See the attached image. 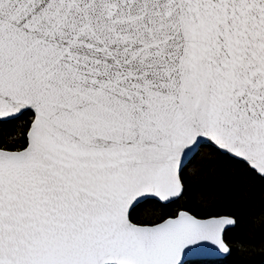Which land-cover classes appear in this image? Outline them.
Wrapping results in <instances>:
<instances>
[{
  "label": "snow or ice",
  "instance_id": "1",
  "mask_svg": "<svg viewBox=\"0 0 264 264\" xmlns=\"http://www.w3.org/2000/svg\"><path fill=\"white\" fill-rule=\"evenodd\" d=\"M256 195L264 0H0V264H256Z\"/></svg>",
  "mask_w": 264,
  "mask_h": 264
},
{
  "label": "trees",
  "instance_id": "2",
  "mask_svg": "<svg viewBox=\"0 0 264 264\" xmlns=\"http://www.w3.org/2000/svg\"><path fill=\"white\" fill-rule=\"evenodd\" d=\"M223 183L227 184V180ZM198 188H202L203 186H197ZM196 189H194L195 191ZM257 193L259 189L256 190ZM260 208H264V197L256 195L253 199L247 203H241L240 206L234 209L237 213H243L245 216L249 215L253 211L259 210ZM231 238L233 240H245L250 243L259 244L260 240L262 239L261 234L258 232L251 231L246 225L242 226L241 229L235 233L231 234ZM235 259V256L232 258ZM256 264H264V255H258L255 257Z\"/></svg>",
  "mask_w": 264,
  "mask_h": 264
}]
</instances>
